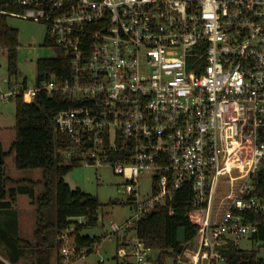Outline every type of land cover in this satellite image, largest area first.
Here are the masks:
<instances>
[{"label":"built area","instance_id":"built-area-1","mask_svg":"<svg viewBox=\"0 0 264 264\" xmlns=\"http://www.w3.org/2000/svg\"><path fill=\"white\" fill-rule=\"evenodd\" d=\"M19 3V16L41 22L39 39L67 51L69 72L8 84L0 100L45 91L73 102L54 117L69 140L61 157L111 167L129 199L130 217L107 235L115 264H154L139 224L157 207L172 213L184 186L196 235L169 264H226L264 222V0ZM73 230L60 235L61 264L85 256Z\"/></svg>","mask_w":264,"mask_h":264},{"label":"trees","instance_id":"trees-1","mask_svg":"<svg viewBox=\"0 0 264 264\" xmlns=\"http://www.w3.org/2000/svg\"><path fill=\"white\" fill-rule=\"evenodd\" d=\"M23 12L24 7L19 0H0V49L7 57L8 84L17 83L13 78L17 74L19 47L18 30L9 24L8 17ZM54 49V57L39 58L36 61L37 84L54 76L62 78L69 72L67 51L59 47ZM20 84L27 86V81L23 80ZM12 100L15 101V137L9 151H2L0 164V241L10 251L12 262H18L23 254L29 253L34 257L32 264H61L59 238L62 231L73 224V241L78 250L85 249V255H88L100 244L102 236L91 237L82 231L97 226L98 212L102 205L96 196L79 188L73 189L65 181L64 176L79 166L76 160L62 164L56 162L60 161L61 151L69 145V140L56 130L54 117L59 111L70 108L73 102L62 94H48L45 91H39L31 103L23 102L21 97ZM11 152L14 153L17 169L39 168L42 170V179L15 181L7 176L4 157ZM8 183L15 186L7 188ZM37 184L43 188L38 195L35 192ZM258 192L264 196V190L259 189ZM19 194L27 195L30 203L36 205L32 241L21 239L18 234L19 223L14 204ZM191 200L192 193L184 186L174 199L172 213H169L167 207H157L141 220L138 228L140 239L147 248L159 251L154 264H169L168 260L176 259L179 254L176 236L180 227L185 229L186 242L196 235V226L186 214ZM52 205L55 209L54 221L47 223L46 211ZM9 213L12 217L8 216ZM77 217H84V222L80 224L75 220ZM49 226L53 230L48 236L46 229ZM252 240L264 241V222H260L259 232ZM225 257L226 264H264V258L254 249L243 250L231 246Z\"/></svg>","mask_w":264,"mask_h":264},{"label":"rangeland","instance_id":"rangeland-1","mask_svg":"<svg viewBox=\"0 0 264 264\" xmlns=\"http://www.w3.org/2000/svg\"><path fill=\"white\" fill-rule=\"evenodd\" d=\"M11 26L18 30L19 47L17 51V74L13 79L17 83L27 81L28 86H33L36 82V61L39 58H49L55 56V49L45 45L43 38H36L37 32L40 30L41 22L24 18L18 14L8 17ZM7 57L5 52L0 49V88L5 91L7 88ZM12 80V81H14ZM15 101L0 100V147L2 151L8 152L11 143L15 137ZM57 163H67L65 157H61ZM4 169L7 176L15 181H39L42 179V170L36 169H17L15 166L14 153H8L4 157ZM65 181L71 188H79L80 190L96 196L102 207L98 212L97 226L86 228L82 231L84 235L104 236L100 244L93 252L88 255H80L75 259L73 264H115L114 257L116 254V242L114 239L107 237L112 233L111 223H121L131 215L129 199L123 189V179L121 176L114 174L111 167H92L79 165L74 167L68 174L64 176ZM140 193L149 192L150 175L141 174L140 176ZM15 186L12 183L7 184V188ZM42 185H35L36 195L42 192ZM117 201L118 203H113ZM15 213L19 223V237L24 240H31L35 229L36 222V205L30 203V198L25 194L17 195L14 204ZM54 206L46 211V221L51 223L54 221ZM12 214L9 213L8 216ZM49 226L46 231L49 236L52 232ZM32 241V240H31ZM239 247L243 250L254 249L258 251V255L264 258V241H253L247 237L240 241ZM7 249L3 242L0 241V264H32L34 257L29 253L23 254L18 262H12L5 252ZM150 256L155 260L159 251L150 250ZM170 260H168L169 262Z\"/></svg>","mask_w":264,"mask_h":264},{"label":"water","instance_id":"water-1","mask_svg":"<svg viewBox=\"0 0 264 264\" xmlns=\"http://www.w3.org/2000/svg\"><path fill=\"white\" fill-rule=\"evenodd\" d=\"M40 33H41V29L37 32L36 34V38H39L40 37ZM2 163V150H1V147H0V164ZM116 202V201H115ZM113 202V203H115ZM176 241L177 243L179 244L178 246V250L179 252L182 250V248L184 247V243L186 241V234H185V229L183 227H180L178 230H177V236H176Z\"/></svg>","mask_w":264,"mask_h":264},{"label":"crops","instance_id":"crops-1","mask_svg":"<svg viewBox=\"0 0 264 264\" xmlns=\"http://www.w3.org/2000/svg\"><path fill=\"white\" fill-rule=\"evenodd\" d=\"M6 249H7V247H6ZM5 252L7 253L8 256L11 255V254H10V251H9L8 249H7Z\"/></svg>","mask_w":264,"mask_h":264}]
</instances>
